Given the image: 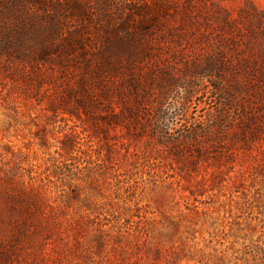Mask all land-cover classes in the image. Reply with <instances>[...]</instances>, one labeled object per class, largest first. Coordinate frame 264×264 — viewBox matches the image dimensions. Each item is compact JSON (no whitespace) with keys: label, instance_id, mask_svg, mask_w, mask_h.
<instances>
[{"label":"rangeland","instance_id":"1","mask_svg":"<svg viewBox=\"0 0 264 264\" xmlns=\"http://www.w3.org/2000/svg\"><path fill=\"white\" fill-rule=\"evenodd\" d=\"M260 13L264 0H0V192L35 191L42 210L21 231L0 196V264H264ZM86 94L101 102L89 122ZM138 96L165 145L135 117L107 122L105 105Z\"/></svg>","mask_w":264,"mask_h":264},{"label":"trees","instance_id":"2","mask_svg":"<svg viewBox=\"0 0 264 264\" xmlns=\"http://www.w3.org/2000/svg\"><path fill=\"white\" fill-rule=\"evenodd\" d=\"M261 16L264 18V13H260ZM260 24H264V19H260ZM127 82V81H126ZM115 89H117V92L119 91V93H121L122 95L125 94L123 88H121V86L117 85L115 86ZM104 98L105 100H110L111 94H110V88L108 89V86L105 85V87L103 89H101V95L100 98ZM137 102V110H133L130 109V103H125V109H122L120 111H116L115 109H113V107H110V105H105V109L104 111H108L109 108L110 111H108L109 113H107L106 115L108 116V121L109 123L115 125V126H128L129 125V121L130 119L135 117V121L137 122L138 125H140L142 127V129H147L149 126V128L151 129L152 133H153V137L158 139V142L162 145H165L164 141H161V139H165V137H163L162 135L158 134L157 131L158 129H161L160 124L157 123H153L151 122V124L153 125H147L145 123H148L144 118H143V122H142V112H141V104L144 102L143 98L141 96H138V98L135 99ZM78 103L82 106L83 110L85 111L86 115H87V120L86 122H89V119L94 120L92 117H94V112L97 109H101V102L99 100H96L95 97H93V95L91 94H86L85 96H83L82 98L78 99ZM132 104V103H131ZM226 106L228 105L225 104ZM145 122V123H144ZM252 119H250V123L247 129H252L253 132L256 131V129L254 127H252ZM128 129L131 131L130 127L128 126ZM162 130V129H161ZM77 136V135H76ZM75 136V137H76ZM64 145H67V142H64ZM179 148L177 147L175 150L176 152H178ZM206 149V148H205ZM117 152V150H116ZM198 154H201V150H197ZM16 187V186H15ZM15 187L11 190V191H4L2 190L0 192V196L5 198L7 201H9L10 203V208H11V212L13 210H20L22 213L26 214V217H24L23 219L19 220V219H10L12 221V224H14L18 229H20L22 231V229H25L26 226H29L33 220L35 219V216L37 215V212H41V200H39V193H36L35 191H31V192H22V194L16 193L15 191L17 189L16 192H20L18 188L15 189ZM15 190V191H14ZM19 194V195H17ZM17 195V196H16ZM44 200L45 198L43 196H41ZM27 198V200L25 201V199ZM47 202V201H46ZM15 203V204H14ZM31 204V205H30ZM49 206H51L50 204H48ZM34 206V208L32 207ZM5 219H9V215L6 212H3V210L0 208V221L1 220H5ZM40 227L43 229L44 227L42 226V223L40 222ZM8 251L7 252H3L2 254H0V258H2L4 261L7 260L8 257Z\"/></svg>","mask_w":264,"mask_h":264}]
</instances>
